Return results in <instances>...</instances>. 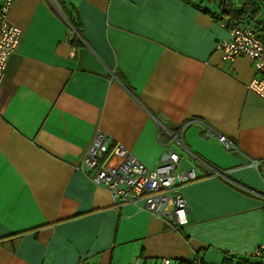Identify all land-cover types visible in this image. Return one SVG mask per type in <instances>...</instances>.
Here are the masks:
<instances>
[{
    "label": "crops",
    "instance_id": "0c3cea01",
    "mask_svg": "<svg viewBox=\"0 0 264 264\" xmlns=\"http://www.w3.org/2000/svg\"><path fill=\"white\" fill-rule=\"evenodd\" d=\"M245 1L231 0L236 10ZM251 1L259 20L264 0ZM219 15L207 0H14L7 21L20 35L0 85V264H264V249L254 254L264 99L247 86L250 58L222 59ZM193 119L235 149L203 138L199 122L178 141L166 132ZM97 130L148 167L173 151L203 176L180 188L188 224L171 230L117 206L76 168Z\"/></svg>",
    "mask_w": 264,
    "mask_h": 264
},
{
    "label": "built area",
    "instance_id": "2783aa9c",
    "mask_svg": "<svg viewBox=\"0 0 264 264\" xmlns=\"http://www.w3.org/2000/svg\"><path fill=\"white\" fill-rule=\"evenodd\" d=\"M13 2L14 0H3L0 5V85L7 59L17 45L20 35V29L7 21ZM219 17L220 26L228 30V36L219 39L216 44L217 49L222 53V59L229 61L239 56L250 58L255 75L247 86L249 90L264 99V23L253 24L224 18L221 15ZM190 122L201 124L203 138L216 139L227 151L235 149L225 135L200 120L184 122L177 128L175 134L165 130L172 140L178 141V136H181ZM113 156L118 159L115 166L109 163ZM248 166L257 168L258 161L251 160ZM76 168L87 174L94 184L103 186L117 206L130 204L147 211L175 231L190 221V207L180 188L203 177L193 168H181L180 156L173 151L163 152L157 164L148 167L123 144L110 143L108 135L102 130H97ZM215 173L219 175V172ZM262 181L264 184V173ZM263 249L264 243L254 251V254H260ZM159 264L181 263H173L170 258L163 257ZM182 264H204V262L197 258Z\"/></svg>",
    "mask_w": 264,
    "mask_h": 264
},
{
    "label": "trees",
    "instance_id": "16d2710c",
    "mask_svg": "<svg viewBox=\"0 0 264 264\" xmlns=\"http://www.w3.org/2000/svg\"><path fill=\"white\" fill-rule=\"evenodd\" d=\"M189 3H193L196 0H186ZM211 3H217L220 8V14L224 18L236 19L238 21H244L251 19L257 24H262L263 22L257 20V16L260 12L259 8L254 6V2L251 0H246L240 9H234L231 0H207ZM70 22L74 27V22L71 18Z\"/></svg>",
    "mask_w": 264,
    "mask_h": 264
},
{
    "label": "rangeland",
    "instance_id": "374dc122",
    "mask_svg": "<svg viewBox=\"0 0 264 264\" xmlns=\"http://www.w3.org/2000/svg\"><path fill=\"white\" fill-rule=\"evenodd\" d=\"M261 9H262V12L259 15L258 19L264 21V4L263 3H262V6H261Z\"/></svg>",
    "mask_w": 264,
    "mask_h": 264
}]
</instances>
